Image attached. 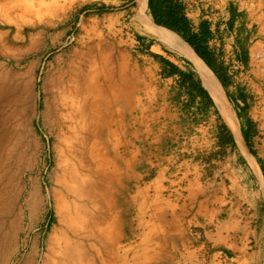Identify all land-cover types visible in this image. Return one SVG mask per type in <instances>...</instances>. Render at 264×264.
<instances>
[{
  "label": "crops",
  "instance_id": "crops-1",
  "mask_svg": "<svg viewBox=\"0 0 264 264\" xmlns=\"http://www.w3.org/2000/svg\"><path fill=\"white\" fill-rule=\"evenodd\" d=\"M124 1L128 8L131 0ZM181 1L192 32L208 28L206 62L235 127L191 61L136 28L133 37L156 78L136 82L130 95L129 130L142 135V145L133 146L131 180L140 222L128 232L138 248L149 247L150 264H264V69L255 61L264 53V0ZM89 14L69 19H99ZM138 87L150 103L141 111L143 128Z\"/></svg>",
  "mask_w": 264,
  "mask_h": 264
},
{
  "label": "rangeland",
  "instance_id": "rangeland-1",
  "mask_svg": "<svg viewBox=\"0 0 264 264\" xmlns=\"http://www.w3.org/2000/svg\"><path fill=\"white\" fill-rule=\"evenodd\" d=\"M127 6L124 0H21L15 10L0 1V115L5 122L0 128V264L47 263L60 227L51 201L61 173L63 98L76 74L77 54L92 46L113 55L104 68L106 80L97 97L84 102L80 121L83 144L103 156L114 179L110 215H105L116 247L108 264H150L149 247L138 248L140 240L128 232L140 222L131 209V180L138 160L133 146L142 145L140 133L130 134L129 106L136 82L140 86L156 76L132 34L136 28L147 31L135 16V0ZM102 9L107 11L100 14ZM91 10L99 19H69L89 16ZM34 36L40 45L33 46ZM149 105L138 87V128Z\"/></svg>",
  "mask_w": 264,
  "mask_h": 264
},
{
  "label": "bare ground",
  "instance_id": "bare-ground-1",
  "mask_svg": "<svg viewBox=\"0 0 264 264\" xmlns=\"http://www.w3.org/2000/svg\"><path fill=\"white\" fill-rule=\"evenodd\" d=\"M8 7L19 10L21 0H0ZM138 21L156 38L167 42L183 53L203 80L223 113L235 127L223 89L205 63L176 33L174 28L148 10L147 0H135ZM27 12L28 9H25ZM40 45V39L33 41ZM102 54L95 46L85 48L73 62L76 71L69 91L63 98L61 114L62 147L58 150L61 173L59 190L52 196L60 227L48 248L46 264H108V255L116 247V238L110 232L107 215L112 205L113 175L103 156L95 148L83 144L80 121L83 104L89 96L97 97L102 82L106 80L105 67L111 65L113 55ZM110 57V60H109ZM104 69V71H102ZM111 72V69L109 70ZM125 75L121 66V78ZM4 86V82L0 88ZM5 122L0 115V128ZM103 162V163H102ZM121 191V197L124 196Z\"/></svg>",
  "mask_w": 264,
  "mask_h": 264
},
{
  "label": "trees",
  "instance_id": "trees-1",
  "mask_svg": "<svg viewBox=\"0 0 264 264\" xmlns=\"http://www.w3.org/2000/svg\"><path fill=\"white\" fill-rule=\"evenodd\" d=\"M132 4L133 1L131 0L130 5ZM148 8L154 15L169 23L179 37L190 46L195 54L208 66L214 75L218 77L217 73L206 62V60L211 57L207 48L208 28L206 25L202 24L200 26L201 34H195L192 32L193 27L187 20L181 0H148ZM106 11V9H102L100 10V14H103ZM138 40L143 42L141 38H138ZM162 64L164 66L170 65V63L164 59L162 60ZM185 79H188V77H185Z\"/></svg>",
  "mask_w": 264,
  "mask_h": 264
},
{
  "label": "built area",
  "instance_id": "built-area-1",
  "mask_svg": "<svg viewBox=\"0 0 264 264\" xmlns=\"http://www.w3.org/2000/svg\"><path fill=\"white\" fill-rule=\"evenodd\" d=\"M256 63L264 69V53H257L255 55Z\"/></svg>",
  "mask_w": 264,
  "mask_h": 264
}]
</instances>
